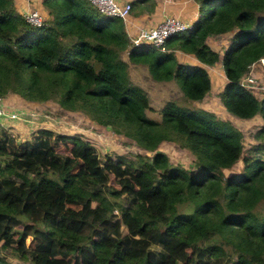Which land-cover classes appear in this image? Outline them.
Listing matches in <instances>:
<instances>
[{"label":"trees","instance_id":"obj_1","mask_svg":"<svg viewBox=\"0 0 264 264\" xmlns=\"http://www.w3.org/2000/svg\"><path fill=\"white\" fill-rule=\"evenodd\" d=\"M148 1L132 0L130 10H152ZM194 1L191 27L160 51L129 42L122 20L86 0H41L49 18L40 27L0 0V97L53 101L145 151L99 157L89 141L48 128L24 141L0 128V264L8 256L30 264H264V96L239 85L264 58V0ZM219 35L229 36L221 54L207 43ZM127 62L146 66L156 82L173 81L191 102L210 90L204 66L218 62L225 77L218 104L235 118L260 119L252 146L244 154L240 130L211 107L167 101L159 120L147 118L151 108ZM164 141L192 155L190 169L157 149ZM42 184L44 198L35 200L31 189ZM154 196L162 205L151 212ZM70 198L80 207L76 219L60 216Z\"/></svg>","mask_w":264,"mask_h":264},{"label":"rangeland","instance_id":"obj_2","mask_svg":"<svg viewBox=\"0 0 264 264\" xmlns=\"http://www.w3.org/2000/svg\"><path fill=\"white\" fill-rule=\"evenodd\" d=\"M38 4L42 5L41 2H38ZM36 7H38V5H36ZM36 7L34 9H36ZM36 11L38 10L36 9ZM43 18H46L45 15H43ZM45 20L47 21L48 19L46 18ZM228 39V35H221L219 39L211 38L208 39L207 42L214 50L221 54L228 43ZM181 56L182 55L177 56V60L180 62H185L186 58ZM178 57L181 58L178 59ZM121 58L127 61L125 51L121 53ZM261 63L264 65V61H257V66H255L250 72L254 76L255 81L253 83L254 88H251L250 91L258 99L264 96V66ZM207 67L204 66L205 69ZM127 71L130 81L133 84L139 86L146 94L147 103L151 108L150 110L145 111V116L147 118L159 120L160 116L158 111L167 101H174L178 105L187 107L189 109L200 108L210 110L209 108L205 107V104H209L216 117L229 120L234 127L240 130L242 133V152L244 154L252 146L251 142L253 141L251 135L260 126V119L255 118L252 120H238L228 114L218 104L217 93L222 89L225 83L223 79V73L218 62L210 67L208 71V75L211 80L209 96L201 101L198 100L195 102L183 101L181 93L173 81L156 82L152 80L146 66L144 65H134L130 62H127ZM1 98L3 107L6 106L7 108H15L16 110L20 109V111L34 112L36 114V118L34 119L36 121L33 124L32 130L37 128H48L54 132L64 133L70 138L75 136L81 141H89V143L94 146L99 157H102L104 154H109L110 156L122 155L132 157L136 153H145V151L140 149L132 140L128 139L127 137L120 134H114L109 129L95 124L82 113L62 110L53 101L47 100L43 102H32L25 100L14 93H8ZM16 110H11L9 112H18V110ZM27 132L30 133V130L28 129ZM157 149L164 152L172 164H180L187 169L191 168L193 162L192 155L176 143L164 141L159 144ZM148 155H151V153H148ZM260 155L263 154L260 153L259 156ZM240 166V162H237L234 164L231 170L237 171ZM43 188H45V184L31 189L32 196L35 200H41L44 198V193L41 192ZM26 191L27 190H24L22 195H24ZM41 205L43 207H49L51 206V202L43 201ZM161 205V196H154L147 202V206L151 212L157 211ZM23 211L24 214H27L26 209ZM79 215V205L73 199H68L65 203L64 209L61 210L60 216L69 219H76L79 217ZM19 229L20 227H16L11 230L13 238H17L19 235ZM90 231L91 229L86 227L82 232L86 235H89ZM29 241L30 237H27L25 239V244L30 245L31 243ZM170 249H172L171 246ZM6 260L9 262V264H30L28 261L21 260L16 257L8 256Z\"/></svg>","mask_w":264,"mask_h":264},{"label":"crops","instance_id":"obj_3","mask_svg":"<svg viewBox=\"0 0 264 264\" xmlns=\"http://www.w3.org/2000/svg\"><path fill=\"white\" fill-rule=\"evenodd\" d=\"M29 1L28 0L12 1L15 11L21 14L26 8L31 10L37 9L40 15L42 16V18L43 15H45L47 19L49 18L45 8L41 4H38V2H41V0H29ZM116 1L119 3H125V2L130 3L132 0H116ZM151 2H153L152 10L151 8L149 10L145 9L140 12L130 10L128 16L124 20H122L123 29L128 38L134 37L140 28H149L155 26L162 19V17L166 15L179 18L180 20L185 21L188 24H191L197 17V6L194 0H149L148 4L143 3V5H147L148 7H150ZM36 5H38V7H36ZM35 7L36 9H34ZM45 19L43 18L44 21H46ZM179 55H182L181 57H185L186 62H194V59L190 56L177 52L176 56ZM181 57H178V59H180ZM212 66L209 67L206 66L207 68L205 70L207 71V73L210 67ZM223 79L225 82L224 76ZM208 96H209V91L204 96L203 99L207 98ZM205 107L210 109L211 106L209 104H205ZM5 110L9 112L11 110H16V109L6 107ZM17 110L20 111V109ZM35 118L36 117H32V118L28 117L27 120L22 122L9 120V119H2L0 120V128L6 129V132L9 135L18 137V140L24 141L29 138L30 133H28L27 130L29 129L31 132V130L33 129V124L36 121L34 120ZM236 119L239 120V118Z\"/></svg>","mask_w":264,"mask_h":264},{"label":"built area","instance_id":"obj_4","mask_svg":"<svg viewBox=\"0 0 264 264\" xmlns=\"http://www.w3.org/2000/svg\"><path fill=\"white\" fill-rule=\"evenodd\" d=\"M86 1L99 14L106 17H115V18H119L120 20H124L130 12V4L128 2L119 3L116 0H86ZM21 16L23 20L31 26L40 27L44 24L43 22L44 20L42 16L36 10H31L26 8L21 13ZM191 24H188L187 22L182 21L174 16L166 15L162 17V19L155 26L149 28H140L134 37H130L128 39L129 42H131L134 45L140 42H145L152 45L153 47L158 48L160 51H165V47H164L165 41L172 35L187 31L191 27ZM220 37L221 36L219 35L215 38L219 39ZM260 61H264V58L260 59ZM256 64L257 63L251 64L249 66L248 73L240 79L239 85L242 86L243 88H246L248 90L254 88L253 85V83L255 82L254 76L250 72L251 70L254 69ZM1 100L2 98L0 97V120L17 119L16 121L18 120L25 121L27 120L28 117L32 118L36 116L34 112H25V111H18L14 113L8 112L4 109Z\"/></svg>","mask_w":264,"mask_h":264}]
</instances>
